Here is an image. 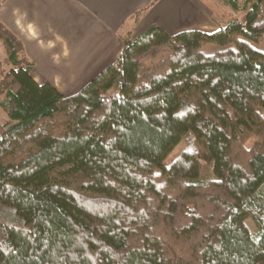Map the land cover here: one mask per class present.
<instances>
[{
	"label": "trees",
	"instance_id": "16d2710c",
	"mask_svg": "<svg viewBox=\"0 0 264 264\" xmlns=\"http://www.w3.org/2000/svg\"><path fill=\"white\" fill-rule=\"evenodd\" d=\"M220 1L245 20L153 24L69 95L0 19V264H264V0Z\"/></svg>",
	"mask_w": 264,
	"mask_h": 264
},
{
	"label": "crops",
	"instance_id": "0c3cea01",
	"mask_svg": "<svg viewBox=\"0 0 264 264\" xmlns=\"http://www.w3.org/2000/svg\"><path fill=\"white\" fill-rule=\"evenodd\" d=\"M153 1L0 0V19L24 43L26 55L35 63L34 79L50 82L69 95L84 86L82 79L93 78L118 60L127 37L153 24L169 33L185 29L167 20L170 6L165 0L150 6ZM184 8L198 14L195 26L190 27L207 32L219 29L209 1L189 0Z\"/></svg>",
	"mask_w": 264,
	"mask_h": 264
},
{
	"label": "rangeland",
	"instance_id": "374dc122",
	"mask_svg": "<svg viewBox=\"0 0 264 264\" xmlns=\"http://www.w3.org/2000/svg\"><path fill=\"white\" fill-rule=\"evenodd\" d=\"M165 1L167 3V6L168 5L170 6V13L167 15V20L170 21V23H176L175 26H183V25L185 26V29H179V30L176 29L175 31H170V32L176 33V32L182 31V30H189V29H186L187 27L190 29H197L195 27H190V26H195V23L198 21V14H193L191 12L187 13L188 10L186 8H184V5H187L189 3V0H165ZM204 1L205 2L209 1L211 6L213 7L212 17L216 20L224 22L227 20V18H233V17L237 18L239 20H245V17H246L245 11H239V12L234 11L233 9H231L229 6L225 5L220 0H204ZM166 8L167 7L164 6V10ZM189 11H190V9H189ZM160 13H161V10L158 12V14H160ZM253 45L259 49L264 50V40L257 42V43L255 42V43H253ZM221 48L222 47L220 45H217V44H206L203 47V51L205 53H213V52H215ZM0 62H1V68H0V78H1V74L3 71L2 68L7 69L9 67L8 59H7L5 50L3 49L1 44H0ZM91 79H92V77H90V79H82L83 84L85 85ZM81 86L77 90H79L81 88ZM7 119H8L7 114L0 107V122H5ZM184 147H185V142L182 141L166 157L164 164L166 166H170L178 158V156L182 153V151L184 150ZM204 165H205V176H210V165L205 164V163H204ZM246 222H247L250 230L253 233H257L258 230H257V227L255 226V224L253 223V221L250 218H248L246 220ZM100 263L102 264V262H100Z\"/></svg>",
	"mask_w": 264,
	"mask_h": 264
}]
</instances>
